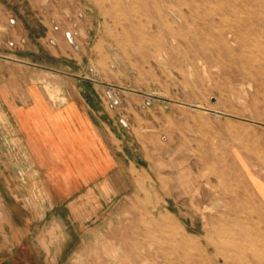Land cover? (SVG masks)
Wrapping results in <instances>:
<instances>
[{
	"label": "rangeland",
	"instance_id": "1",
	"mask_svg": "<svg viewBox=\"0 0 264 264\" xmlns=\"http://www.w3.org/2000/svg\"><path fill=\"white\" fill-rule=\"evenodd\" d=\"M81 88L112 119L115 163L27 175L18 113ZM0 251L264 264V0H0Z\"/></svg>",
	"mask_w": 264,
	"mask_h": 264
},
{
	"label": "crops",
	"instance_id": "2",
	"mask_svg": "<svg viewBox=\"0 0 264 264\" xmlns=\"http://www.w3.org/2000/svg\"><path fill=\"white\" fill-rule=\"evenodd\" d=\"M80 91L61 107H47L39 95L33 96V107L18 113L22 118L16 125L27 141L16 138L14 144L26 149L27 175H45L41 163L49 164V175H104L115 163L108 139L112 119L95 102L91 106L92 98L83 88ZM4 252L0 264L18 258L16 252L8 262Z\"/></svg>",
	"mask_w": 264,
	"mask_h": 264
},
{
	"label": "bare ground",
	"instance_id": "3",
	"mask_svg": "<svg viewBox=\"0 0 264 264\" xmlns=\"http://www.w3.org/2000/svg\"><path fill=\"white\" fill-rule=\"evenodd\" d=\"M192 11V10H191ZM183 17V16H182ZM220 203V202H219ZM214 206V205H213ZM206 211V210H205ZM218 223V222H217ZM221 227V226H220ZM233 227H234V225H233ZM234 228H236V227H234ZM238 229V228H237ZM259 229V228H258ZM234 230H236V229H234ZM255 230V229H254ZM257 231V230H256ZM259 231H260V229H259ZM252 232H253V230H252ZM263 233V232H262ZM227 239V238H226ZM225 239V240H226ZM232 240H234V238L232 239ZM231 240V241H232ZM230 241V242H231ZM236 241V240H235ZM238 241V240H237ZM234 242V241H233ZM244 242V241H243ZM243 242H241L240 241V243H243ZM229 243V242H228ZM245 243V242H244ZM256 243V242H255ZM258 243V242H257ZM256 243V244H257ZM227 244V243H226ZM234 245H236V243L234 244ZM244 245V244H243ZM247 245V244H246ZM239 248H240V246L239 245H237ZM251 246V245H250ZM237 247V248H238ZM247 247H248V245H247ZM235 248V247H234ZM258 248V247H257ZM248 249H250V248H248ZM252 249V248H251ZM260 249V248H259ZM241 251H242V248L240 249ZM226 251V250H225ZM232 251V250H231ZM231 251H229V253L231 252ZM249 251V250H248ZM259 252H260V250H259ZM228 253V252H227ZM245 253V252H244ZM252 253V252H251ZM224 254H226V253H224ZM239 254H241V253H239ZM255 254V253H254ZM228 255H230V254H228ZM232 255V254H231ZM242 255V254H241ZM251 255H253V254H251ZM243 256V255H242ZM241 256V257H242ZM222 258V257H221ZM227 258V257H226ZM232 258V257H231ZM240 258V257H239ZM243 259H245V258H243ZM242 259V260H243ZM230 260H233L234 261V259L232 258V259H230ZM240 260V259H239ZM262 260V259H261ZM226 261H229L228 259L226 260ZM248 261V260H247ZM237 264L239 263V261L237 262V261H235ZM235 262H234V264H235ZM241 262V261H240ZM246 262V261H245ZM199 263V262H198ZM198 263H195V264H198ZM211 263L212 264H220V259H219V257L218 256H216L212 261H211ZM247 263H249V261L247 262ZM247 263H245V264H247ZM256 263V262H255ZM223 264V263H222ZM230 264V263H229ZM240 264V263H239ZM250 264V263H249ZM252 264H254V263H252Z\"/></svg>",
	"mask_w": 264,
	"mask_h": 264
}]
</instances>
